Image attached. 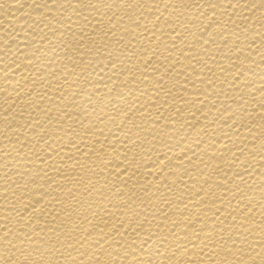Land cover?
<instances>
[{
    "label": "bare ground",
    "instance_id": "1",
    "mask_svg": "<svg viewBox=\"0 0 264 264\" xmlns=\"http://www.w3.org/2000/svg\"><path fill=\"white\" fill-rule=\"evenodd\" d=\"M0 264H264V0H0Z\"/></svg>",
    "mask_w": 264,
    "mask_h": 264
}]
</instances>
